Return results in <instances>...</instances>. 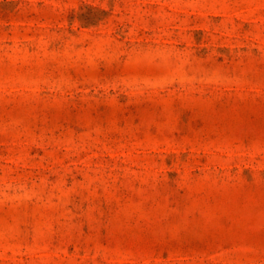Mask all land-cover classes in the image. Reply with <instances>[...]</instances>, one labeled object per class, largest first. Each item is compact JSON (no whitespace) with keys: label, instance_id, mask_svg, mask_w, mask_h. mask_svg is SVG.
<instances>
[{"label":"rangeland","instance_id":"374dc122","mask_svg":"<svg viewBox=\"0 0 264 264\" xmlns=\"http://www.w3.org/2000/svg\"><path fill=\"white\" fill-rule=\"evenodd\" d=\"M0 264H264V0H0Z\"/></svg>","mask_w":264,"mask_h":264}]
</instances>
